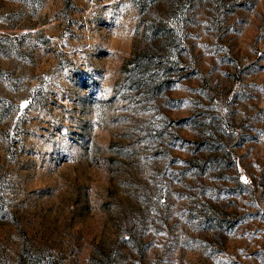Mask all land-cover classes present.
I'll list each match as a JSON object with an SVG mask.
<instances>
[{"label": "rangeland", "instance_id": "1", "mask_svg": "<svg viewBox=\"0 0 264 264\" xmlns=\"http://www.w3.org/2000/svg\"><path fill=\"white\" fill-rule=\"evenodd\" d=\"M0 264H264V0H0Z\"/></svg>", "mask_w": 264, "mask_h": 264}, {"label": "trees", "instance_id": "2", "mask_svg": "<svg viewBox=\"0 0 264 264\" xmlns=\"http://www.w3.org/2000/svg\"><path fill=\"white\" fill-rule=\"evenodd\" d=\"M165 1H167V0H165ZM163 27V30L164 31H167L168 33L169 32H171V33H173V31H174V29H173V27L171 26V23H168V22H166V24L164 23L163 25H162ZM149 27L148 26H145V29L143 30L144 32H143V34H145L144 36L146 37V32H148L149 31V29H148ZM167 32H163V33H165L167 36H168V33ZM156 33V31H154V34ZM163 33H161V35L159 36V37H162L163 35ZM162 38H164V39H167L168 40V37H162ZM174 50H176V49H171L169 52L171 53V52H173L174 53Z\"/></svg>", "mask_w": 264, "mask_h": 264}]
</instances>
